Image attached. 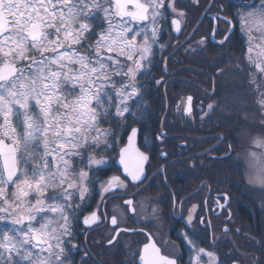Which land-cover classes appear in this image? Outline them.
Wrapping results in <instances>:
<instances>
[{
	"label": "snow or ice",
	"instance_id": "obj_1",
	"mask_svg": "<svg viewBox=\"0 0 264 264\" xmlns=\"http://www.w3.org/2000/svg\"><path fill=\"white\" fill-rule=\"evenodd\" d=\"M175 3L0 0V223L4 224L0 264H70L64 247L73 235L69 220L76 218L77 201L89 195L85 183L89 173L73 169L72 161L82 158L81 148H95L101 137L105 142L114 137L111 129H101L102 121L110 122L109 116L127 119L129 101L135 104L140 95L137 76L161 24L168 23L169 9L176 11ZM249 7L250 11L236 14L241 29L247 31L249 19L264 25V0L258 8ZM172 23L179 31V20ZM256 67L264 74V66ZM208 109L210 113L214 106L209 104ZM187 110L191 112L190 107ZM253 145L264 154V137ZM249 155L264 190V160L255 151ZM103 163L89 155L87 166L91 170ZM132 178L140 179L139 169ZM97 219L94 213L84 223ZM111 223L116 225L117 219ZM195 251L198 264L201 254L207 256V264H219L212 252ZM160 260L176 264L160 257L146 264Z\"/></svg>",
	"mask_w": 264,
	"mask_h": 264
},
{
	"label": "flooded vegetation",
	"instance_id": "obj_2",
	"mask_svg": "<svg viewBox=\"0 0 264 264\" xmlns=\"http://www.w3.org/2000/svg\"><path fill=\"white\" fill-rule=\"evenodd\" d=\"M227 2L242 7L260 5V0ZM247 10L251 8L230 12L215 3L189 35L174 39L166 54V70V56L162 60L166 80L184 82L190 89L167 91L165 109L157 107L161 114L168 105L167 134H161L162 117L158 123L146 122V127L159 132L157 137H139V146L149 155L145 177L135 182L119 167L111 173L110 185L101 191L102 181H98L87 207L82 205L84 213L76 229L81 241L74 243L79 264L85 260L87 264H141L146 245L156 256H166L176 264H198V248L215 254L219 264H264V190L256 171L248 169L250 152L264 160L253 145L256 138L264 137V74L256 67L264 66V57L259 51L249 52L253 44L244 38L248 33L237 22V12ZM220 14L234 23L222 43L212 38L215 22L217 39L225 36L231 22ZM175 15H170V21ZM178 16L184 26L185 17ZM232 36L236 37L234 45L243 48L241 55L214 58L215 50L228 49ZM236 91L247 104H226ZM190 96L192 109L187 112ZM209 104L214 106L210 113ZM235 130L239 131L236 136ZM93 212L98 219L89 226L83 220ZM113 217L116 225L111 223ZM207 260L201 254L202 264Z\"/></svg>",
	"mask_w": 264,
	"mask_h": 264
},
{
	"label": "trees",
	"instance_id": "obj_3",
	"mask_svg": "<svg viewBox=\"0 0 264 264\" xmlns=\"http://www.w3.org/2000/svg\"><path fill=\"white\" fill-rule=\"evenodd\" d=\"M228 0H214V3L212 4V7L215 3H220L225 6L226 11L232 12L235 8H242V10H246L249 7H242L240 5H237L235 3L232 4V2H227ZM178 5L185 8L184 10L188 11L187 18L185 19V25L183 26V30L181 35H176V33L173 30L172 23L170 21V15L173 13L171 9H169V15H168V23H162L161 24V33L159 37V42L163 43L164 45L162 47H156L154 52L150 56V62H148V65L146 68L142 69V74H138L137 76V84L140 85V95L139 97L135 98L136 102L133 104L132 101H130V105H132V110L130 113L125 114L127 119L124 118H113L112 116L108 117V120L110 122H101V127L105 129H111L114 132V137H108L106 142L103 137H101V143L95 147H84L83 149H80V151L83 153L82 158L77 157L75 160H73V168L75 170H80L81 168L89 169L87 166V161L89 159V155L93 157V155H96L98 159H102L104 161V157L107 159H111L112 163L108 166L104 163L96 166L92 165L90 173L92 174V177L90 178V187L91 191L94 192V189L97 185V181L103 177L107 176L110 173L114 172L115 170L119 169V166L116 164V158L119 154V148L120 145H123L127 139V135L132 127L139 125L141 128V132L139 134V137L142 138L145 137H157V133L159 132L158 128L149 129L146 127V122H153L158 123L161 120V117L164 115V112L161 114L157 113V107L161 106L163 110L166 106V99H167V91L173 89H184L188 90L190 87L184 83V82H171L167 81L166 79V72L163 70V58L166 56L168 51L173 46V42L175 38L183 39L185 36L189 35L190 31L195 26V23L197 19L199 18V15L201 11L204 9L205 5L209 3V0H200V2H194L191 0H188L184 2L183 0H176ZM230 4V5H229ZM216 8H219L216 6ZM94 24H100L99 20L93 21ZM100 28H97L96 31H100ZM245 39H248V36L246 35L244 37ZM190 39H185L184 41H189ZM94 42V40H93ZM234 42H236V37L233 38V36L229 40L230 46L228 49H223L222 47L220 50L217 51L214 54V58L219 57H238L241 55V50L243 48H238L235 46ZM232 52V53H230ZM240 54V55H239ZM158 60V61H157ZM222 79H224V76H221ZM220 77V78H221ZM167 81V82H166ZM166 85V90L164 89V86ZM165 92V97H164ZM168 100V99H167ZM167 131V130H166ZM173 131V130H171ZM239 131L235 130L233 131V135L236 136ZM83 205V204H82ZM87 203H85V207ZM83 209L79 207V209L76 211L75 219L72 224V238H70V241L68 244H66L65 252L70 257V264H79L78 261L80 259V256L77 255L75 252V246L74 243L76 240L81 241L79 236L77 235L76 229L79 226V221L81 216L83 215ZM4 228V224L0 223V229Z\"/></svg>",
	"mask_w": 264,
	"mask_h": 264
},
{
	"label": "water",
	"instance_id": "obj_4",
	"mask_svg": "<svg viewBox=\"0 0 264 264\" xmlns=\"http://www.w3.org/2000/svg\"><path fill=\"white\" fill-rule=\"evenodd\" d=\"M213 1L214 0H211L210 5L212 4ZM237 1L240 2V3L251 4L255 0H251V1H248V2L244 1V0H237ZM142 2H144V1L142 0ZM209 6L202 13L197 25L200 24V22L203 20V18L205 16L206 11L208 10ZM220 15L222 17L230 20V22H231L230 29L228 30V32L225 34V36L222 39H217L216 38V32H217V28H218V23H217V20L215 22V26H214V29H213V32H212V38L214 40L222 43V42H225L227 40V38L230 36L231 32L233 31L234 23L227 16H225L223 14H220ZM174 20H179V22H180V24H179V29L180 30L179 31H177L176 24L172 23V26H173V29H174L175 33L177 35H180L181 32H182V29H183L182 19L179 16H174L172 18L171 22L174 21ZM191 34H192V32H191ZM167 60H168V56L165 57V62H164L165 70H166ZM164 89L166 90V85L164 86ZM189 107L192 109V99H191V104L190 105H189V101H188L187 109ZM167 111H168V105H167V110H166V112L164 113V115L162 117V123H161V134H164V135L167 134L166 130L164 129V120H165V117L167 115ZM187 112H188V110H187ZM134 129H135V135H133V130ZM139 134H140V127L138 125H136V126L131 128V130L129 131V133L127 135L126 142L123 145H121L120 148H119V155H118V157L116 159V164L121 168L122 172L125 175L129 176L131 179H133L132 178V173L136 172L137 169H139V171H140V179H138V180H134L133 179V181H135V182H139L145 177L146 165L149 162V155L146 152H144L141 149V147L139 146ZM114 189H115V185H112L111 190H114ZM94 213L97 215L96 212H93V213L90 214L89 217L84 218L83 221H85V219L90 218L92 216V214H94ZM96 222H97V220L94 223L90 221L89 223H87V225L91 226V225L95 224ZM145 248H147V252L145 251ZM141 257H144V259H141ZM157 257H159V256H156V254L152 251V249L148 245H146V246H144V248L142 250V253H141V256H140V263L141 264H146V261H148L150 259H156ZM164 257H166V256H161V258H164Z\"/></svg>",
	"mask_w": 264,
	"mask_h": 264
},
{
	"label": "rangeland",
	"instance_id": "obj_5",
	"mask_svg": "<svg viewBox=\"0 0 264 264\" xmlns=\"http://www.w3.org/2000/svg\"><path fill=\"white\" fill-rule=\"evenodd\" d=\"M144 2H146V0H143ZM184 2H186V1H188V0H183ZM191 1H194V2H200V0H191ZM166 2H167V0H166ZM214 2V1H213ZM213 2H212V4H213ZM210 3H211V0H210ZM210 3L207 5V7L210 5ZM211 4V5H212ZM210 5V6H211ZM209 6V7H210ZM175 7H176V11L175 12H173L172 14L173 15H177L178 16V14H180V13H183V16L185 17V19L187 18V15H188V11H186V10H184L185 8H183V7H181L180 5H178V3L176 2L175 3ZM206 7V8H207ZM205 8V9H206ZM204 9V10H205ZM248 11V10H247ZM246 11V12H247ZM204 12V11H203ZM202 15V14H201ZM201 17V16H200ZM200 17H199V19H200ZM199 19H198V21H199ZM198 21H197V23H198ZM145 23H147V22H145ZM197 23L195 24V28L199 25H197ZM247 27L248 28H250L251 30L250 31H247L246 30V32L248 33V39H249V41L250 42H252V44H253V46H252V48H251V50L254 52H260L261 54V57H264V25H261L260 23H259V20L258 19H249V21H248V25H247ZM191 31H193V30H191ZM160 33H161V30L158 32V35H157V42L155 43V44H152V52H151V54L154 52V50H155V48L156 47H159L160 46V42H159V37H160ZM250 37H251V39H250ZM137 42L138 43H142V38H140V37H138L137 38ZM150 43H151V40H150ZM251 44V45H252ZM81 51H87V49H84V48H81ZM106 51V50H105ZM218 51V50H217ZM217 51H215V53L217 52ZM214 53V54H215ZM151 54L148 56V58H147V60L144 62V64H145V67L144 68H146L147 67V65H148V62L150 61V56H151ZM121 59V61H123V57H121L120 58ZM136 59H139V55L137 54V56H136ZM130 63V62H129ZM143 68V69H144ZM241 93L239 92H234V93H232L231 95H229V97L227 98V100H228V102H227V100H226V104L227 105H232V107L233 106H236V105H245V104H247L246 103V100L240 95ZM129 104H130V101H129ZM131 110H132V107H131ZM130 110V111H131ZM100 127H101V125H100ZM101 129H105V128H102L101 127ZM121 146V145H120ZM81 149H83V148H81ZM93 158H95V159H98V157H96V155H93ZM112 163V160L111 159H107V158H105L104 157V164L105 165H110ZM72 165H73V161H72ZM72 168H73V166H72ZM74 169V168H73ZM248 169L250 170V172H255L256 171V169L255 168H253L250 164L248 165ZM80 170H83V171H88V173H89V180L88 181H86L85 183L86 184H88V186H89V195L86 197V199L83 201V202H79V201H77V203H79L80 204V208L82 207V204H84V203H87L86 201H87V198L89 197H92V195L94 194L93 192H92V194H90V189H91V187H90V184H91V182H90V178L92 177V174L90 173V170L89 169H86V168H81ZM112 174L110 173L109 175H107V176H103V177H101L98 181H102L101 183H100V186H99V190H101V191H103V189L105 188V187H107V186H109L110 185V183H111V180H112V176H111ZM97 181V182H98ZM97 187V186H96ZM95 187V188H96ZM259 188H261V187H259ZM13 189L11 188V187H9L8 189H7V191L8 192H11ZM29 200H31L32 202H34V198L32 197V196H30L29 197ZM264 201V200H263ZM82 209V208H81ZM56 213H49L48 214V216L49 217H56ZM73 221H74V219H71L70 218V220H69V224L72 226V224H73ZM70 231H71V229H70ZM64 247L66 248V244L64 245ZM36 251L38 252L39 251V249H36ZM66 251V250H65ZM45 255H47V253L45 252L44 253Z\"/></svg>",
	"mask_w": 264,
	"mask_h": 264
}]
</instances>
